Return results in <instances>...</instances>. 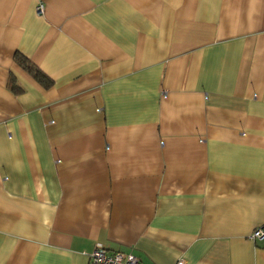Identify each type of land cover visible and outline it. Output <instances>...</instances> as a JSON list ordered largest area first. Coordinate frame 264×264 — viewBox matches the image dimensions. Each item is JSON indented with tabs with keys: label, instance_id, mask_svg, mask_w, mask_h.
Wrapping results in <instances>:
<instances>
[{
	"label": "crops",
	"instance_id": "1",
	"mask_svg": "<svg viewBox=\"0 0 264 264\" xmlns=\"http://www.w3.org/2000/svg\"><path fill=\"white\" fill-rule=\"evenodd\" d=\"M257 227L264 0H0V264H264Z\"/></svg>",
	"mask_w": 264,
	"mask_h": 264
},
{
	"label": "built area",
	"instance_id": "2",
	"mask_svg": "<svg viewBox=\"0 0 264 264\" xmlns=\"http://www.w3.org/2000/svg\"><path fill=\"white\" fill-rule=\"evenodd\" d=\"M41 6L38 7L40 11ZM252 240L264 239V228L257 227L249 235ZM89 263L90 264H142L140 259L129 252L113 251L106 252L101 245H96L95 248L90 252ZM174 264H186L185 260L179 258Z\"/></svg>",
	"mask_w": 264,
	"mask_h": 264
},
{
	"label": "trees",
	"instance_id": "3",
	"mask_svg": "<svg viewBox=\"0 0 264 264\" xmlns=\"http://www.w3.org/2000/svg\"><path fill=\"white\" fill-rule=\"evenodd\" d=\"M15 59L23 69H25L28 73H30L34 78H36L42 84H44L45 86L49 84V80L47 79V77L38 69H36L34 66H32L26 58H23L22 56L16 54ZM13 90L16 91L18 89L14 87Z\"/></svg>",
	"mask_w": 264,
	"mask_h": 264
}]
</instances>
